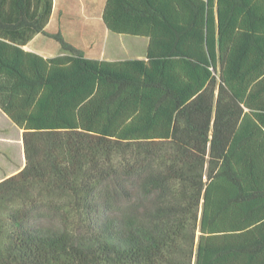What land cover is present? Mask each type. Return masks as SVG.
Instances as JSON below:
<instances>
[{
    "label": "trees",
    "instance_id": "16d2710c",
    "mask_svg": "<svg viewBox=\"0 0 264 264\" xmlns=\"http://www.w3.org/2000/svg\"><path fill=\"white\" fill-rule=\"evenodd\" d=\"M52 1L0 0V264H264V0H105L121 61L24 49Z\"/></svg>",
    "mask_w": 264,
    "mask_h": 264
},
{
    "label": "crops",
    "instance_id": "0c3cea01",
    "mask_svg": "<svg viewBox=\"0 0 264 264\" xmlns=\"http://www.w3.org/2000/svg\"><path fill=\"white\" fill-rule=\"evenodd\" d=\"M99 2V0H83L84 12L79 10L80 6L82 7L80 0H53L48 22L42 30L31 36L28 43L23 46L24 49L38 53L45 58L83 54L87 58L109 61L147 59L149 38L114 32L105 25L102 27L103 18L102 13L99 12ZM39 4L40 13L41 2ZM102 30H105L108 36L106 47L101 43ZM2 121L14 127L12 128L16 131V138L7 137L0 128V143L4 144L14 139L18 142L21 156L19 170H21L26 164L24 129L16 125L0 108V122ZM7 155L4 150L0 149V175L2 174L3 178L14 174L6 173L10 167L3 171L5 168L1 166L4 159L11 160V157L8 158ZM263 205L264 196H256V210Z\"/></svg>",
    "mask_w": 264,
    "mask_h": 264
},
{
    "label": "rangeland",
    "instance_id": "374dc122",
    "mask_svg": "<svg viewBox=\"0 0 264 264\" xmlns=\"http://www.w3.org/2000/svg\"><path fill=\"white\" fill-rule=\"evenodd\" d=\"M82 2V7L80 6L79 10H84L83 8V0H80ZM99 12L102 13L103 11V7H104V3L105 0H99ZM102 27H105L103 23H101ZM105 29V28H102ZM140 39V38H138ZM101 43L103 44V46H107L108 45V36L105 32V30H102V35H101ZM11 126V124L6 123L5 121L0 122V128L4 131L3 133L7 136V137H12V138H16V131H14V127ZM18 142H16V140H9V142H6L4 144L0 143V149L4 150L5 154L7 155V157H11V160H6L4 159V162L1 163V166H3L5 168H9L10 170H8V172H6L7 174H12L15 173L19 170V168L21 167L20 165V161H21V156L19 153V145L17 144ZM3 160V159H2ZM12 161V162H11ZM1 171V170H0ZM2 173V172H1ZM2 175V174H1ZM0 175V181L3 179V177Z\"/></svg>",
    "mask_w": 264,
    "mask_h": 264
}]
</instances>
